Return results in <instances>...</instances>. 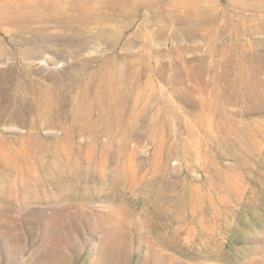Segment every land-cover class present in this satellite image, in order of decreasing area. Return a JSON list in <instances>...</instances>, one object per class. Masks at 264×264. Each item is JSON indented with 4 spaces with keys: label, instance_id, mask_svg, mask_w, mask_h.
<instances>
[{
    "label": "rangeland",
    "instance_id": "rangeland-1",
    "mask_svg": "<svg viewBox=\"0 0 264 264\" xmlns=\"http://www.w3.org/2000/svg\"><path fill=\"white\" fill-rule=\"evenodd\" d=\"M126 2L31 30L0 3V264H264V0ZM111 62L137 110L75 122Z\"/></svg>",
    "mask_w": 264,
    "mask_h": 264
},
{
    "label": "bare ground",
    "instance_id": "bare-ground-1",
    "mask_svg": "<svg viewBox=\"0 0 264 264\" xmlns=\"http://www.w3.org/2000/svg\"><path fill=\"white\" fill-rule=\"evenodd\" d=\"M84 1L85 0H0V3L3 4V7L6 6L7 9L10 11V15H8L9 20L18 23L19 25L23 26L27 30L28 29L31 30L32 29L31 24L35 22L41 24L47 21H56V22L62 23L67 29L73 28V25H72L73 22H76V23L85 22L87 18H90L92 16V13L90 14V12H88V10L84 7ZM99 1H100V7L102 8V13H99L98 15L96 13L94 14L99 16L100 19H107L109 17H112V14L115 13L114 11L118 12V9L121 7V6L119 7V5L115 6L116 3L114 4V2H117L118 0H99ZM124 1L128 2V0H124ZM202 10L203 8L201 9V11ZM198 18H200V21L203 22V19L204 20L207 19V16L204 14H201V15H198ZM118 65L119 64L117 63L113 64V62H111L109 65L110 66L109 69L101 73L102 76L98 80V82H95L93 80L95 82V85L92 84L93 81L90 78H87L85 81L80 83L82 87L80 89V92L78 94V97L74 103L72 110H86V111L83 114L78 113L76 111L74 115L75 120H76L75 122L80 123L82 125L81 122L84 120V118L89 117V110H97L100 113L99 115H101V117L99 118H101L102 124L105 126L107 123L106 121L107 120L109 121L111 119L110 114L112 112H110L109 110H137V106H136L137 101H135L134 93L131 91V88L135 85V81H136V75H135L136 70H134L132 65L127 66V68L123 67L122 65H119V66ZM32 87H33L32 81H28V84H26L22 78L17 77L14 81V94L19 98L23 97L27 93H30L29 90H31ZM138 87H140V85H138ZM144 87L142 86V88ZM140 92L142 93L146 91L141 90ZM39 95L40 96L32 97L33 98L32 102H33L34 110H38L37 112L38 115L37 116L35 115V116L41 118L45 114V111L54 110L55 105H58V103L55 104L54 101L60 95L59 94L57 95L55 91H50L47 89L41 90ZM112 118L115 121L119 120L117 116H114ZM36 123H37V118L32 121L31 125L32 126L37 125ZM29 151L31 150L29 149ZM56 178L58 179V177Z\"/></svg>",
    "mask_w": 264,
    "mask_h": 264
}]
</instances>
